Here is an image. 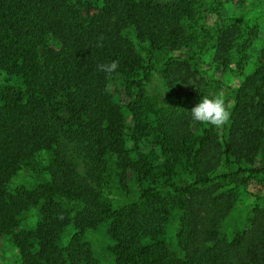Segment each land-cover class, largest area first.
Listing matches in <instances>:
<instances>
[{
  "label": "trees",
  "instance_id": "trees-1",
  "mask_svg": "<svg viewBox=\"0 0 264 264\" xmlns=\"http://www.w3.org/2000/svg\"><path fill=\"white\" fill-rule=\"evenodd\" d=\"M196 2L0 0V69L21 80L19 89H0V234L20 264H98L83 234L100 225L114 264H264V201L246 213L245 230L223 232L235 204L225 181L264 174L248 166L264 152V45L238 86L212 80L224 87L229 121L193 120L191 108L211 98L198 90L195 59L160 61L156 53L188 45ZM121 29L143 44L144 61ZM251 37L219 30L211 44L219 67L242 68ZM113 60L111 74L98 69ZM154 69L168 88L177 78L193 90L155 101L147 94ZM212 146L219 165L235 170L215 172L204 161ZM41 151L51 153L49 178L9 191L10 178L35 170ZM30 207L38 221L25 228ZM67 226L73 232L60 245Z\"/></svg>",
  "mask_w": 264,
  "mask_h": 264
},
{
  "label": "rangeland",
  "instance_id": "rangeland-1",
  "mask_svg": "<svg viewBox=\"0 0 264 264\" xmlns=\"http://www.w3.org/2000/svg\"><path fill=\"white\" fill-rule=\"evenodd\" d=\"M163 2L165 0H157ZM192 19L191 28L187 29L189 36L188 45H181L173 51L157 49V58L164 61L168 58H175L182 61L183 56L178 57L179 53L193 57L196 67L199 68V75L202 77L198 90L209 92L211 97L220 95L224 98V87L217 88L212 80H217L222 86H238L246 74L250 73L254 67L255 61L259 56L260 49L264 45V0H197L191 9ZM225 27L235 29H245L253 34L247 40L245 49L247 61L242 68L230 64L227 68H221L218 65L217 58L213 57L212 42L214 43L215 35ZM121 34L126 37L134 47V51L140 59L144 61L145 56L140 48L143 44L138 45L136 38L132 33L121 29ZM188 38V37H187ZM241 40L236 42L241 44ZM157 46L161 47L160 44ZM234 52V50H233ZM237 56V51L235 50ZM184 59V58H183ZM154 78L152 84L147 88V94L155 101L163 100L167 94H179L193 90V81L189 84H182L177 78H172L171 86L165 84V79L161 75V69H154ZM199 83V82H198ZM13 87L19 89L21 80L18 76L0 69V89ZM108 91L113 92V87L108 86ZM123 96L122 92H118ZM143 149H149V145L141 143ZM217 148L212 146L207 155L205 162L218 170H235L234 165L220 166L218 162ZM50 151H41L36 156L37 167L35 170L20 168L10 178L7 183V189L13 191L15 188H29L43 179L49 178V161ZM249 167H264V152L258 153ZM224 188L232 190L235 194V204L231 210V219L227 223L223 232L225 235L238 230H245L248 226L245 220L246 213L252 207L261 205L264 201V174L240 172L235 179L225 181ZM66 207L71 206V201L59 198ZM38 221L36 209L30 207L23 217L20 225L31 227ZM73 232L71 226H67L61 233L59 244L63 245ZM171 228L167 230V236H172ZM84 240L89 244L93 259L98 264H114L113 261V241L106 235L105 226L100 225L95 230H86L83 234ZM0 264H20L17 249L12 245L10 239L5 234H0Z\"/></svg>",
  "mask_w": 264,
  "mask_h": 264
},
{
  "label": "clouds",
  "instance_id": "clouds-1",
  "mask_svg": "<svg viewBox=\"0 0 264 264\" xmlns=\"http://www.w3.org/2000/svg\"><path fill=\"white\" fill-rule=\"evenodd\" d=\"M119 67L116 60L98 65V69L107 74H111ZM192 119L215 127H222L230 118V106L225 103L222 96L203 97L199 103L191 108Z\"/></svg>",
  "mask_w": 264,
  "mask_h": 264
}]
</instances>
